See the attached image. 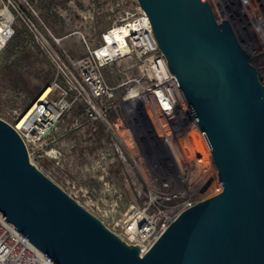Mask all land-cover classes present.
Masks as SVG:
<instances>
[{
    "label": "water",
    "instance_id": "water-1",
    "mask_svg": "<svg viewBox=\"0 0 264 264\" xmlns=\"http://www.w3.org/2000/svg\"><path fill=\"white\" fill-rule=\"evenodd\" d=\"M136 2L210 151L221 192L180 212L141 255L32 164L0 119V217L56 264H264V85L257 70L207 0Z\"/></svg>",
    "mask_w": 264,
    "mask_h": 264
},
{
    "label": "rangeland",
    "instance_id": "rangeland-1",
    "mask_svg": "<svg viewBox=\"0 0 264 264\" xmlns=\"http://www.w3.org/2000/svg\"><path fill=\"white\" fill-rule=\"evenodd\" d=\"M25 1L50 33L55 38H62L61 47L74 59L83 57L86 53L79 33L84 36L90 48L95 49L100 44L101 34L124 15L125 11L134 12L137 5L136 0ZM222 1L226 19L232 25L264 85V43L259 37H254V24L248 15V8L242 4V0ZM20 2L25 14L30 15L24 1ZM254 9L258 10V7L255 6ZM15 28L24 29L27 34L18 51L17 61L8 64L0 53V119L9 123L12 122L14 111H26L46 87H50V96H57L56 91L51 92L50 84L55 73L52 63L34 44L20 21ZM130 64L129 59L123 58L103 67L105 82L115 87L127 76L137 75L136 69L129 68ZM19 89L24 91V95L18 92ZM123 95L124 90L115 89L112 100L114 108L108 114L121 143L104 125L88 121L82 105L75 103L46 139L51 140L48 147L59 151V161H34L37 168L81 206L98 205L108 212L117 203V216L121 218L132 208L146 206L150 193L161 191L159 186L167 179L180 191L190 190L199 184L196 169L186 159L188 156L184 148L179 150L183 178L170 162L169 151L162 141L169 126L158 116L160 126L149 108H138V103L139 106L140 102L142 104L140 99L133 107L122 104ZM170 128L180 136V129L171 125ZM189 141L190 146L196 147L190 136ZM208 170L206 181L210 178L212 181L204 192L211 197L222 190L211 158ZM80 189L86 191V194ZM195 197L197 194L193 193L191 198ZM157 207L150 206L149 212ZM111 217L113 216L108 214L109 220Z\"/></svg>",
    "mask_w": 264,
    "mask_h": 264
},
{
    "label": "built area",
    "instance_id": "built-area-1",
    "mask_svg": "<svg viewBox=\"0 0 264 264\" xmlns=\"http://www.w3.org/2000/svg\"><path fill=\"white\" fill-rule=\"evenodd\" d=\"M23 1L29 8L30 15L25 14L20 0H0V52L13 37L16 23L20 21L34 44L52 63L55 73L50 84L51 92H57L55 97L48 93L42 99L38 98L31 104L29 110H26L27 112L14 111L11 123L3 120L23 141L29 161L32 164L41 159H49L55 163L59 161V151L54 147H48L51 140L46 139L75 103L82 105L88 121L101 123L107 131L115 134L121 143L108 119L109 112L114 108L112 105L114 91L120 88L124 90L122 104L133 107L140 99L142 104L140 102L139 106L138 103V108L143 110L149 108L160 126L158 116L167 127L169 126L171 131L166 129L162 139L163 145L169 151L170 162L183 178L179 150L189 146V136L193 142L203 144L206 149L208 147L189 113L176 78L167 69L165 57L157 47L149 20L138 4L134 12L125 11L124 15L116 19L113 25L101 34L100 44L95 49L90 48L84 36L79 33L86 53L83 57L74 59L61 47V38H55L36 12L25 0ZM207 2L217 21L227 20L222 0ZM241 2L248 8V15L254 24V37H259L264 43V0ZM255 6L258 10L254 9ZM123 58L129 59L131 63L129 68L136 69L137 75L127 76L117 86L111 87L105 82L102 69ZM130 98L132 100H129ZM170 125L180 129L182 134L179 136V133H174ZM209 158L212 159L210 151L208 161ZM186 159L194 166L199 177V184L190 190H177L171 184V180L167 179L159 186L161 191L150 193L146 206L132 208L123 218L117 216L119 211L117 203H114L108 212L98 205L82 207L125 243L137 245L142 255L180 212L209 198L204 191L201 192L203 184L207 182L209 165L201 163V155L188 156ZM82 193L86 194V191ZM193 193L197 194L194 199L191 198ZM150 206L158 207L149 212ZM108 214L113 216L110 220ZM0 264L56 263L0 217Z\"/></svg>",
    "mask_w": 264,
    "mask_h": 264
},
{
    "label": "trees",
    "instance_id": "trees-1",
    "mask_svg": "<svg viewBox=\"0 0 264 264\" xmlns=\"http://www.w3.org/2000/svg\"><path fill=\"white\" fill-rule=\"evenodd\" d=\"M26 35L27 34L24 29L18 30L17 28H15V33L13 37L9 40L4 49L0 52L3 58L5 59L6 63L11 64L17 61L18 51L22 48L25 38L24 36ZM18 92L21 95H24L23 90L19 89Z\"/></svg>",
    "mask_w": 264,
    "mask_h": 264
},
{
    "label": "bare ground",
    "instance_id": "bare-ground-1",
    "mask_svg": "<svg viewBox=\"0 0 264 264\" xmlns=\"http://www.w3.org/2000/svg\"><path fill=\"white\" fill-rule=\"evenodd\" d=\"M49 92H50V87L45 88L44 91L40 94L39 98L42 99ZM130 96H132V95L130 94ZM129 100H132V98H130ZM28 110L29 109H27V111ZM194 144H195L196 147L190 146V144H189V146L185 148L186 155L194 157L195 154H200L202 156L201 163H204L206 166H208L209 165V161L207 160V156L209 155V150L206 149L205 147L200 146V144L197 143V142H195Z\"/></svg>",
    "mask_w": 264,
    "mask_h": 264
},
{
    "label": "crops",
    "instance_id": "crops-1",
    "mask_svg": "<svg viewBox=\"0 0 264 264\" xmlns=\"http://www.w3.org/2000/svg\"><path fill=\"white\" fill-rule=\"evenodd\" d=\"M62 39V38H61Z\"/></svg>",
    "mask_w": 264,
    "mask_h": 264
}]
</instances>
